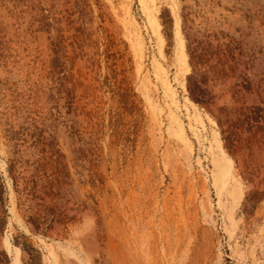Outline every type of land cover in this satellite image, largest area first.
<instances>
[{"label": "rangeland", "instance_id": "1", "mask_svg": "<svg viewBox=\"0 0 264 264\" xmlns=\"http://www.w3.org/2000/svg\"><path fill=\"white\" fill-rule=\"evenodd\" d=\"M0 264H264V0H0Z\"/></svg>", "mask_w": 264, "mask_h": 264}, {"label": "trees", "instance_id": "2", "mask_svg": "<svg viewBox=\"0 0 264 264\" xmlns=\"http://www.w3.org/2000/svg\"><path fill=\"white\" fill-rule=\"evenodd\" d=\"M203 44L199 42L190 55L194 72L189 77V91L193 101L209 107L216 105L215 99L218 97L212 96V90L208 87L210 75L203 73V75L197 76L195 74L197 73V67L200 65H211L215 81L235 77L237 43L230 41L217 43L216 45L211 42L207 46H203ZM258 60L259 58H253V61L257 62ZM199 77L200 79H198ZM233 89H235V85ZM232 93L234 98L235 92ZM248 93H252V89H249ZM220 109L226 111L228 106H223ZM219 123L222 124L223 122L219 121Z\"/></svg>", "mask_w": 264, "mask_h": 264}]
</instances>
